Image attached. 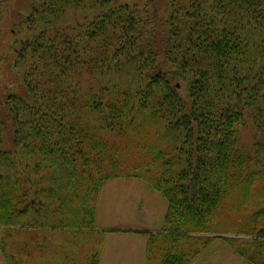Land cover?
Segmentation results:
<instances>
[{"label": "trees", "instance_id": "1", "mask_svg": "<svg viewBox=\"0 0 264 264\" xmlns=\"http://www.w3.org/2000/svg\"><path fill=\"white\" fill-rule=\"evenodd\" d=\"M13 34L0 40L6 264H100L98 194L122 177L167 200L139 230L145 264H191L219 237L264 264V0H32Z\"/></svg>", "mask_w": 264, "mask_h": 264}, {"label": "rangeland", "instance_id": "2", "mask_svg": "<svg viewBox=\"0 0 264 264\" xmlns=\"http://www.w3.org/2000/svg\"><path fill=\"white\" fill-rule=\"evenodd\" d=\"M8 1L9 6L0 25V40L2 39L5 46L13 40V28L32 2ZM125 1L143 3L145 0ZM5 46L1 48L5 49ZM0 70V77L4 82H8L12 74L4 63H0ZM252 132L250 128L241 132V145L251 143ZM166 210V198L154 190L146 180L122 177L106 181L97 199V225L99 229L106 231L100 264H145L147 239L140 231L157 229L165 218ZM238 237L251 238L245 233L238 234ZM220 238L191 264H253L236 254L231 245ZM0 264H6L1 250Z\"/></svg>", "mask_w": 264, "mask_h": 264}]
</instances>
